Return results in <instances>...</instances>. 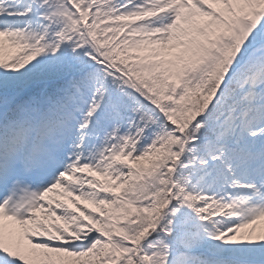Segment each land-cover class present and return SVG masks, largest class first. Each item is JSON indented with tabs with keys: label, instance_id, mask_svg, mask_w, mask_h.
Listing matches in <instances>:
<instances>
[{
	"label": "snow or ice",
	"instance_id": "1",
	"mask_svg": "<svg viewBox=\"0 0 264 264\" xmlns=\"http://www.w3.org/2000/svg\"><path fill=\"white\" fill-rule=\"evenodd\" d=\"M0 264H264V0H0Z\"/></svg>",
	"mask_w": 264,
	"mask_h": 264
}]
</instances>
